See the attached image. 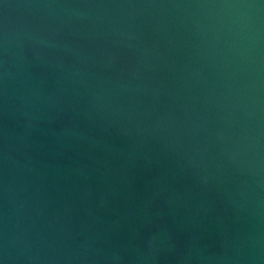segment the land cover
<instances>
[{
	"label": "water",
	"instance_id": "95a60500",
	"mask_svg": "<svg viewBox=\"0 0 264 264\" xmlns=\"http://www.w3.org/2000/svg\"><path fill=\"white\" fill-rule=\"evenodd\" d=\"M0 264H264V0H0Z\"/></svg>",
	"mask_w": 264,
	"mask_h": 264
}]
</instances>
